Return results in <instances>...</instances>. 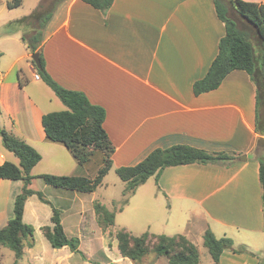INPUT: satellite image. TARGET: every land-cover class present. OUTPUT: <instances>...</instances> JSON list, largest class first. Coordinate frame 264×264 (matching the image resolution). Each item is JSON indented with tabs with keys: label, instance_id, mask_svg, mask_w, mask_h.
I'll list each match as a JSON object with an SVG mask.
<instances>
[{
	"label": "crops",
	"instance_id": "crops-1",
	"mask_svg": "<svg viewBox=\"0 0 264 264\" xmlns=\"http://www.w3.org/2000/svg\"><path fill=\"white\" fill-rule=\"evenodd\" d=\"M6 4L0 0V126L40 155L28 188L44 200L33 194L25 201L22 221L33 228L34 244L23 248L16 264H69L75 254L94 264L82 246L99 254L97 238L102 249L111 252L96 223L94 201L114 213V224L118 215H125L119 229L134 236L181 235L197 248L210 231L254 254L225 251L219 264H260L264 215L254 155L255 87L246 72L233 71L213 91L198 96L192 91L215 59L225 33L214 0H114L105 15L81 0H63L53 12L42 34L45 71L60 87L80 92L104 109L103 128L114 149L111 169L92 193L52 188L38 178L85 176L87 166L78 168L64 145L46 138L42 116L66 107L34 77L36 70L21 40L22 25L16 24L27 16L21 10L23 0L15 9ZM20 77L26 81L22 87ZM176 145L239 156L228 166L165 168L157 182L150 177L119 209L126 183L119 180L117 197L109 190V175L135 166L155 149ZM5 162L18 165L0 140V166ZM22 187V181H0V229L12 219ZM53 209L60 213L66 236L79 240V253L68 247L51 249L43 236L41 228L51 226ZM66 224H73L75 233H67ZM110 248L121 261L114 237ZM164 259L156 258L155 264H167ZM14 261L13 254L10 264Z\"/></svg>",
	"mask_w": 264,
	"mask_h": 264
},
{
	"label": "trees",
	"instance_id": "trees-1",
	"mask_svg": "<svg viewBox=\"0 0 264 264\" xmlns=\"http://www.w3.org/2000/svg\"><path fill=\"white\" fill-rule=\"evenodd\" d=\"M62 1L41 0L30 15L16 22L22 25L21 40L28 54H39L41 66L39 69L30 60L39 79L66 107L63 111L43 115L41 125L49 141L60 143L69 150L77 161L78 168L85 166L93 151H101L104 158L93 179L75 175H41L38 178L53 188L92 193L111 169L110 157L114 149L103 128L104 109L92 105L84 94L60 87L45 71L42 56L43 29ZM81 1L105 15L114 0ZM44 2H49V4L42 9ZM21 4L22 0H7L6 5L8 9H15ZM214 6L218 19L224 25L225 33L219 40L215 59L204 77L193 84L192 91L195 96L213 91L233 71H244L248 74L255 87L254 131L258 139L254 155L259 164L264 215V4L242 0H214ZM230 8L242 21L243 28L235 19L229 17ZM18 82L21 87L26 83L21 77ZM0 140L3 148L18 159V165L5 162L0 166V181L23 182L22 191L13 202V217L4 228L0 229V247L13 252L15 259L13 264H16L23 255V248H30L34 244L33 228L23 223L22 216L28 197L36 194L40 200L44 201L39 193L28 188L34 179L31 170L41 157L33 148L9 134L1 126ZM238 156L233 152L211 153L183 145L155 149L135 166L121 167L116 170L118 178L126 183L122 192L123 198L117 205L119 209L124 207L137 188L150 177L154 176L157 182L160 173L165 168L189 164L228 166L237 160ZM93 211L96 223L101 230L110 229L107 233L115 238L118 252L123 259H128L132 263H140L144 257L153 252L156 258H166L167 264H199L200 262L195 245L181 235L167 237L145 232L140 236H134L125 229L113 232L111 229L114 226V213L108 211L99 201L93 202ZM41 231L51 248L68 247L71 252L79 253V240L66 236L58 210L53 209L51 226H45L41 228ZM203 246L207 250L211 264H219L220 257L225 251L254 255L245 246L235 247L231 239L216 238L210 231H206L203 235ZM263 262L264 260L260 264H264Z\"/></svg>",
	"mask_w": 264,
	"mask_h": 264
},
{
	"label": "rangeland",
	"instance_id": "rangeland-1",
	"mask_svg": "<svg viewBox=\"0 0 264 264\" xmlns=\"http://www.w3.org/2000/svg\"><path fill=\"white\" fill-rule=\"evenodd\" d=\"M41 0H23V4L21 6V10L23 12H25V15H30L35 9L36 7L40 4ZM49 2H44L42 5V9H45L48 6ZM229 17H231L232 19H235L238 23V25L243 28L242 25V21H240V19L238 18V16L236 15V13L234 12L233 9H229ZM30 56V55H29ZM31 60V59H30ZM104 158V155L101 151H93V153L91 154L89 161L85 164L87 167V171L83 172V174L85 175V177L89 178V179H93L96 175L97 170L99 169V167L102 164V160ZM110 183L109 186V190L110 192H112L113 194H116V196L118 197L120 195V188L119 186V178L117 175H115L114 173H111L107 179ZM114 185H116L117 187L115 188ZM53 188V187H52ZM70 203H73V200H70ZM74 204V203H73ZM79 204V202H78ZM68 205V204H67ZM125 215H118L115 221L114 226L112 227V230H118L121 223H122V217H124ZM67 225V224H66ZM73 224L71 225H67V233H75L73 232ZM95 227V226H94ZM99 227V226H98ZM96 228V227H95ZM100 228V227H99ZM101 229V228H100ZM110 229H106V230H101L103 233V236L106 238V242H105V246L107 247L106 249L110 250L111 252H106L102 249V245H101V241H99V238H97L96 243H94V246L96 244V250L97 252L99 251V247H100V253L99 254H92L87 248H85V246H82V251L84 252L85 255H87V257L89 259H92V261H94V264H149L151 261L152 264H155V259L156 256L153 252H150L146 257H144L140 263H132L130 260L128 259H121V261L117 260L118 258L116 256L117 253L115 252V250L110 248V238L112 236H110L107 231ZM114 232V231H113ZM97 237V233L95 234ZM134 235V234H133ZM141 234H136L135 236H139ZM103 238V237H102ZM44 240V239H43ZM46 242V241H45ZM38 244V243H37ZM197 248L200 252V264H210V257L207 253V250L204 248V246L202 245V243L197 245ZM3 253L0 252V264H10L12 261V257H13V252L10 251L7 248H3ZM52 249V248H51ZM1 250V249H0ZM104 255L108 258H104ZM116 259V261H115ZM164 260H167L166 258ZM69 264H93L92 262H88L83 260L79 255L75 254L73 255V257L69 260Z\"/></svg>",
	"mask_w": 264,
	"mask_h": 264
},
{
	"label": "water",
	"instance_id": "water-1",
	"mask_svg": "<svg viewBox=\"0 0 264 264\" xmlns=\"http://www.w3.org/2000/svg\"><path fill=\"white\" fill-rule=\"evenodd\" d=\"M30 59L33 61L34 65L36 66V68H40V61H39V54L35 53L33 55H30ZM245 159V156H244Z\"/></svg>",
	"mask_w": 264,
	"mask_h": 264
},
{
	"label": "built area",
	"instance_id": "built-area-1",
	"mask_svg": "<svg viewBox=\"0 0 264 264\" xmlns=\"http://www.w3.org/2000/svg\"><path fill=\"white\" fill-rule=\"evenodd\" d=\"M34 77H35L36 80L39 79L38 75H35Z\"/></svg>",
	"mask_w": 264,
	"mask_h": 264
}]
</instances>
